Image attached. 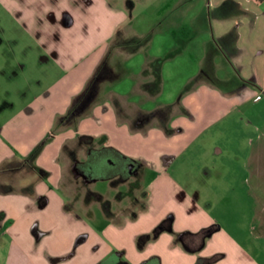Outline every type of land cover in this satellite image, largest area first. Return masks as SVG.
Segmentation results:
<instances>
[{
  "label": "crops",
  "instance_id": "obj_1",
  "mask_svg": "<svg viewBox=\"0 0 264 264\" xmlns=\"http://www.w3.org/2000/svg\"><path fill=\"white\" fill-rule=\"evenodd\" d=\"M208 3L220 48L173 82L179 97L166 125L134 129L98 107L54 133L132 20L134 0H0L6 264H264V0ZM181 55H169V77ZM221 58L234 74H219ZM81 137L134 162L145 183L141 207H114L93 191L84 205L71 202L62 153Z\"/></svg>",
  "mask_w": 264,
  "mask_h": 264
},
{
  "label": "rangeland",
  "instance_id": "obj_2",
  "mask_svg": "<svg viewBox=\"0 0 264 264\" xmlns=\"http://www.w3.org/2000/svg\"><path fill=\"white\" fill-rule=\"evenodd\" d=\"M211 16L212 7L208 0H134L132 20L116 36L104 59L105 68L116 77L100 83L95 101L80 119L90 118L98 107L117 111L116 101L126 113L123 118H128L132 123L137 119V111L140 109L152 112L160 107L172 106L179 97L172 90L173 82L182 75L186 76L194 71L198 73L201 63L199 58H202L203 52L212 51L214 46L220 48L211 31ZM171 25L176 27L174 36L171 34ZM180 25L185 27L180 28ZM178 50L182 52L179 59L182 64L178 65L180 68L177 70H172L169 77L166 68L175 61L168 58ZM156 52L160 53L158 58H155ZM154 59L162 61V83L160 93L150 98L143 93L142 82L152 80V76L142 79L140 75L145 68L150 67V62ZM219 61L220 65L216 68L221 76L234 74L229 63L222 58ZM211 66V61L206 57L205 67ZM201 78L202 76H198L189 81L183 91L192 89ZM59 131L54 129V133ZM80 140L81 138L70 143L62 153L65 163L62 188L71 202L84 205L94 197L93 191L111 200L114 207L126 210L141 207L145 183L141 180L140 171L135 167L131 172L125 170L111 180L93 181L97 176L87 171L85 163L96 144L88 139L83 142ZM6 255L7 243L1 239L0 264H6Z\"/></svg>",
  "mask_w": 264,
  "mask_h": 264
},
{
  "label": "trees",
  "instance_id": "obj_3",
  "mask_svg": "<svg viewBox=\"0 0 264 264\" xmlns=\"http://www.w3.org/2000/svg\"><path fill=\"white\" fill-rule=\"evenodd\" d=\"M161 65L162 61L159 59H154L150 62V67L145 68L141 74V77L147 78L148 76H152V80L146 79L142 82V91L148 97H155L161 91ZM108 67V66H107ZM109 69L105 68V61L99 66V68L94 73L92 79L87 85L84 92L75 98L71 109L69 112L58 119L56 124V129H63L76 126L77 122L80 118L89 111L93 102L95 101V94L98 92V87L100 83H104L108 80L116 77L115 74H111ZM140 77V78H141ZM117 106V115L119 118L125 117L124 111L120 108L118 101H116ZM172 108L170 107H160L153 112L150 113H140L137 116L135 122H133V128H141L146 124L151 122H158L162 125H166L167 120L170 118V113ZM84 139H90L89 137H81L80 141H84ZM39 151V148L34 151L31 155L30 159H34ZM133 164V167L129 169V165ZM87 171L93 172L97 176L95 179H106L111 180L115 175H119L120 173L127 170L131 172L136 165L132 160L125 157L118 151L112 148H102V149H93L89 153V159L85 163ZM98 199H102L100 195H97ZM102 204L104 206L108 205L107 201H103ZM161 230V227H158L157 232ZM118 260L114 258H110L100 264H117ZM197 264H201L199 261Z\"/></svg>",
  "mask_w": 264,
  "mask_h": 264
},
{
  "label": "water",
  "instance_id": "obj_4",
  "mask_svg": "<svg viewBox=\"0 0 264 264\" xmlns=\"http://www.w3.org/2000/svg\"><path fill=\"white\" fill-rule=\"evenodd\" d=\"M132 167H133V164H130V165H129V169H131Z\"/></svg>",
  "mask_w": 264,
  "mask_h": 264
},
{
  "label": "built area",
  "instance_id": "obj_5",
  "mask_svg": "<svg viewBox=\"0 0 264 264\" xmlns=\"http://www.w3.org/2000/svg\"><path fill=\"white\" fill-rule=\"evenodd\" d=\"M261 97L260 96H258L257 98H256V100H259Z\"/></svg>",
  "mask_w": 264,
  "mask_h": 264
}]
</instances>
